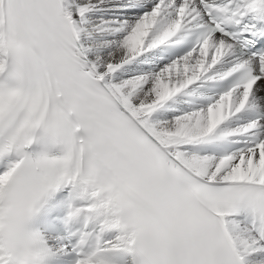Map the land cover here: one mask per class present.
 I'll return each instance as SVG.
<instances>
[{"label":"snow or ice","instance_id":"obj_1","mask_svg":"<svg viewBox=\"0 0 264 264\" xmlns=\"http://www.w3.org/2000/svg\"><path fill=\"white\" fill-rule=\"evenodd\" d=\"M0 264H264V0H0Z\"/></svg>","mask_w":264,"mask_h":264}]
</instances>
